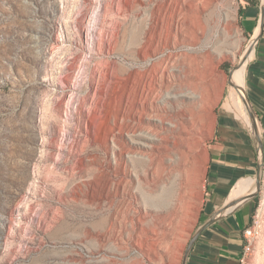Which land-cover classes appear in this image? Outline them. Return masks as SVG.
<instances>
[{
    "label": "rangeland",
    "instance_id": "rangeland-1",
    "mask_svg": "<svg viewBox=\"0 0 264 264\" xmlns=\"http://www.w3.org/2000/svg\"><path fill=\"white\" fill-rule=\"evenodd\" d=\"M249 1L0 0V264H183L227 197L212 200L213 175L229 74L244 65L248 98L258 53L240 61ZM257 113L262 149L240 122L243 175L261 162L247 264H264Z\"/></svg>",
    "mask_w": 264,
    "mask_h": 264
},
{
    "label": "crops",
    "instance_id": "crops-1",
    "mask_svg": "<svg viewBox=\"0 0 264 264\" xmlns=\"http://www.w3.org/2000/svg\"><path fill=\"white\" fill-rule=\"evenodd\" d=\"M263 2L264 0H258L256 5L247 4L245 15H248L249 20L256 18L255 9L259 7L260 22L261 4ZM258 30L260 31L259 23L256 29H254V34ZM260 32L261 35L258 39L259 44L257 47L258 53L250 62L246 88L248 98L255 113L261 110L264 111V26ZM254 104L260 106L259 110ZM247 115H249V112ZM231 117L224 118L221 122L223 139L221 140L222 143L217 142V145H221L222 147L218 149L216 157L225 169L223 173L220 172L213 175L215 185L211 194L212 200L219 197L223 198L227 195L223 206L225 210L220 217L200 234L188 253L186 264H239L244 243L242 231L251 223L252 216L256 211L251 201L254 197L250 198L248 202H245L247 199L238 206L232 207L233 204L241 202L243 197L248 196L256 190V178L243 175L244 165H247L251 161L250 157L253 149L250 138L244 133L242 134L240 121L232 115ZM249 119L251 128L254 131V138L257 141L255 134L256 129V133L259 135L257 122L254 124L251 118ZM257 150L256 146L255 151ZM214 204L213 202L208 203L210 207L208 217L215 213L212 211Z\"/></svg>",
    "mask_w": 264,
    "mask_h": 264
},
{
    "label": "bare ground",
    "instance_id": "bare-ground-1",
    "mask_svg": "<svg viewBox=\"0 0 264 264\" xmlns=\"http://www.w3.org/2000/svg\"><path fill=\"white\" fill-rule=\"evenodd\" d=\"M258 34H259V30L252 36V42L250 43V46L247 48L246 52H244L241 55L240 61L244 58V60L246 62V61H250L253 58L254 49H255L254 44L256 43V38L258 37ZM240 61L238 62V64L240 63ZM243 66L244 65L242 63L239 64L230 73L229 80H230L231 84H230V90L228 91L227 96H226V102H227V105H228V108H229L231 115L235 119H237V120L240 119L239 120L240 122L242 120L243 123H246V125L251 127L250 119H249L247 113L245 112V109H244V106L242 103V100H243L242 95H244V92L242 93V91H243V87H242ZM245 105H246V103H245ZM246 108L248 109L247 105H246ZM251 120H252V118H251ZM256 121H257L256 119L252 120V122L254 124L256 123ZM240 203L241 202H238L235 205H233L232 207L238 206ZM224 210H225V208H224Z\"/></svg>",
    "mask_w": 264,
    "mask_h": 264
},
{
    "label": "water",
    "instance_id": "water-1",
    "mask_svg": "<svg viewBox=\"0 0 264 264\" xmlns=\"http://www.w3.org/2000/svg\"><path fill=\"white\" fill-rule=\"evenodd\" d=\"M259 25H260V31L262 30L263 26H264V2L261 4V15H260V22H259ZM261 35V32H259L258 34V37L256 38V42L258 41L259 37ZM230 75V74H229ZM229 84H231L230 80H228ZM243 92H244V95H242V99L244 100V102L246 103V105L248 106V111H249V114H250V117L252 118V120L256 119L257 120V115L256 113L254 112V110L252 109L247 97H246V94H245V90L243 89ZM255 126V125H254ZM255 129V127H254ZM255 134H256V137H257V141H258V146L259 148H263V145H262V140L260 139V136L256 133V129H255ZM260 172H261V162L258 161L257 163V169H256V190L254 192H252L251 194H249L248 196L246 197H243L241 199V203L247 199H250L252 197H255L257 192L259 191L260 189ZM224 207L218 211V212H215L214 214H212L211 216H209L196 230L195 232L193 233L192 237L190 238L188 244H187V247H186V251H185V255H184V259H183V264H186V259H187V256H188V253L190 251V249L192 248V246L194 245V243L196 242V240L198 239V237L200 236V234L209 226L211 225L218 217H220L221 214L224 213Z\"/></svg>",
    "mask_w": 264,
    "mask_h": 264
},
{
    "label": "built area",
    "instance_id": "built-area-1",
    "mask_svg": "<svg viewBox=\"0 0 264 264\" xmlns=\"http://www.w3.org/2000/svg\"><path fill=\"white\" fill-rule=\"evenodd\" d=\"M261 232V220L258 210L252 216L251 223L242 231L244 243L239 264H247L253 245Z\"/></svg>",
    "mask_w": 264,
    "mask_h": 264
},
{
    "label": "trees",
    "instance_id": "trees-1",
    "mask_svg": "<svg viewBox=\"0 0 264 264\" xmlns=\"http://www.w3.org/2000/svg\"><path fill=\"white\" fill-rule=\"evenodd\" d=\"M249 3L252 4V5H256L258 3V0H250Z\"/></svg>",
    "mask_w": 264,
    "mask_h": 264
}]
</instances>
